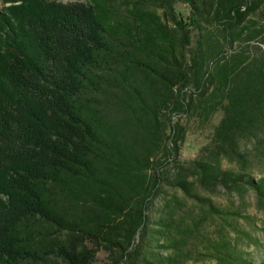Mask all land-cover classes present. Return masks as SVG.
Returning <instances> with one entry per match:
<instances>
[{"label":"trees","instance_id":"obj_1","mask_svg":"<svg viewBox=\"0 0 264 264\" xmlns=\"http://www.w3.org/2000/svg\"><path fill=\"white\" fill-rule=\"evenodd\" d=\"M0 3V264H94L101 249L109 264H180L179 241H157L177 198L152 218L164 186L264 199L246 171L264 158V0ZM218 110L179 161L182 119Z\"/></svg>","mask_w":264,"mask_h":264},{"label":"rangeland","instance_id":"obj_2","mask_svg":"<svg viewBox=\"0 0 264 264\" xmlns=\"http://www.w3.org/2000/svg\"><path fill=\"white\" fill-rule=\"evenodd\" d=\"M56 1L65 4L86 3L89 0ZM174 8L184 16L188 14L187 7L182 4L176 3ZM156 11L162 14L160 9ZM220 116L221 111L218 110L211 114L207 122H199L196 118L182 119L186 126V137L179 161L186 162L200 154L201 148L209 143L211 130ZM253 146L252 141H245L242 147L251 152ZM221 166L224 169L242 170L238 163L226 159L221 160ZM247 168L246 171L254 180L264 177V158L251 159ZM163 190L155 200L153 219L160 217L163 213L160 209L165 207L169 199L175 197L179 202L174 208V227L167 231L166 237L157 241L160 245L167 244L168 238L177 239L180 247L178 252L182 255L180 264H264V199L258 197L253 189L238 191L199 187V195L207 199L206 202L185 197L173 187L164 186ZM209 205H213L218 211L209 210ZM222 239L228 240L234 247L232 253L220 248ZM154 248L161 257L173 253L171 247L158 248L154 245ZM94 264H109L107 253L101 249Z\"/></svg>","mask_w":264,"mask_h":264}]
</instances>
